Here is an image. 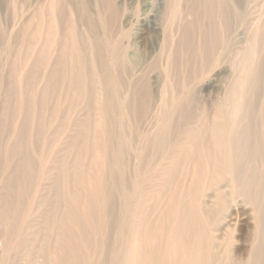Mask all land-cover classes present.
<instances>
[{
	"label": "bare ground",
	"instance_id": "bare-ground-1",
	"mask_svg": "<svg viewBox=\"0 0 264 264\" xmlns=\"http://www.w3.org/2000/svg\"><path fill=\"white\" fill-rule=\"evenodd\" d=\"M66 1L49 0V8L35 13L37 22L24 25L26 52L43 44L30 75L20 71L18 57L11 63L19 95H0V264H14L23 253L32 256L23 264H35L34 223L48 204L43 264H264V0L152 1L143 16L130 18L138 34L150 28L157 45L142 50L145 61L129 72L115 3L134 0H102L103 34L87 27L105 65L99 68L106 107L96 124L89 112L70 139L72 158L60 157L52 202L44 196L56 169L50 155L79 105L93 99L97 80ZM221 65L231 72L225 94L205 104L197 95L213 88ZM210 71L215 77L200 83ZM154 73L159 112L153 111ZM39 77L46 78L42 90ZM239 209H251L254 230L241 261L228 231ZM47 245L56 246L54 258Z\"/></svg>",
	"mask_w": 264,
	"mask_h": 264
},
{
	"label": "rangeland",
	"instance_id": "rangeland-1",
	"mask_svg": "<svg viewBox=\"0 0 264 264\" xmlns=\"http://www.w3.org/2000/svg\"><path fill=\"white\" fill-rule=\"evenodd\" d=\"M61 1L67 5L66 0H64V1L61 0ZM71 1H72L70 3L71 7L69 8L70 15H71L70 19L73 23L77 22V24H75L76 26L80 25L79 28L82 31V33L85 37V40H86L85 46H84L85 53L87 56H89V58H90L89 61L95 67L94 71L96 73L97 80L95 82L96 85H95L94 90H93V92L95 94L92 93V95L90 96V99H91V97L93 98L91 100L93 104L91 103V101L89 99L90 102H88L86 104L87 106L83 103L79 105L80 109H77L78 111L75 112L76 114L73 113V115H72L74 122L76 123V124L74 123L75 126L73 125L71 127V129L69 128L68 130H66L67 132L64 131V132H66L63 134L65 136L62 135L63 138H62L61 142L58 144V146H57L58 148L56 147V151H55L56 153L52 152V156L50 155V160L48 158V160L51 163H53V166L56 169L54 170L55 172L49 176V183L50 184H49L48 188L45 190L44 196L46 195L49 198L51 197L52 202H53V197L51 196L52 188L50 186L52 185V187H53V185H54L53 183H55L54 182L55 179H53V176L57 175L56 171H58V168H59V167H57V164L61 163L60 157H61V159L64 158L66 160L68 158H72L70 156V144H69L70 139H71V141H73V139L79 134V132H80V131H78L79 125L81 124L82 121L83 122L85 121V118H88V114L91 115V113H89V112L93 111L92 115L93 114L94 115L93 116L91 115V117H93V118L90 119V121L92 120L93 124H96L97 121H99L101 115L103 114L102 112L105 111L104 107H106V104H104V103H106V97H105L106 92L103 91V87L105 86V81L102 78L103 76H102L100 68H99V67H101L105 71V65L103 63H100L99 59H96V57H95L96 48L93 44L92 37L88 31L89 27H87V26H89V24L90 25L92 24L91 26H93L97 31L100 29L99 30L100 32L98 31L97 32L98 34L96 33L97 36L99 34L100 35L103 34V29L101 30L102 26L100 25L99 22L102 20V14H103V10L105 7L103 5L104 1H102V0H85V1L84 0H82V1L71 0ZM152 1L154 2V0H134V1H127L126 3H122L119 1L117 3H115V6H116L118 12L120 13V16H119L120 30H122V32H123L124 44L126 46V50L128 49V51H127V58L129 61V64L127 67L128 72L132 71L133 69L136 70L137 68H139L141 66L142 61H145V58H144L145 55L141 54V53H143L142 50H147V53H150L151 50L154 47H156V45H157L156 34L150 28L145 30V32H143V34L142 33L138 34L137 30H136L137 28L135 26H133V24L131 22L132 20L130 18V16H133L135 18L136 17L140 18L141 16H143L144 11L147 10V7L148 8L150 7L149 5L152 3ZM95 2H96V4H95ZM81 3H82V5H81ZM48 5H49V0H0V69L2 71L3 77L5 76V78H3V79L1 78V80H0V95L2 97L6 96L8 93H11L14 97L19 95L18 87L16 85L11 84V81H13L14 79L13 78L11 79L9 77V74L11 71L10 66H11V63L13 60L17 59V57H18L19 59H17V60L19 62V65L21 64L20 65V68H21L20 71H22L23 73H26V75H30L29 72L31 71V66L34 63L36 56L39 55V54H37V52L39 53L38 50H40V47L42 46L43 43L41 42V46H40V42L39 43H33L34 45L36 44L37 46L33 45L32 46L33 49L30 48L31 52L27 53L26 52V46L23 45V42L21 40V37H22L21 33L24 32L23 31L24 25L29 23V21H31V22L35 21V23L37 22V20L35 18L36 17L35 13H39L40 11L42 12V11L46 10L47 8H49ZM72 5L76 9H74ZM95 6H96V8L99 7L97 9L98 11L96 10ZM82 7H83V9H82ZM75 10H76L77 14L75 13ZM82 10H85V15H86L85 17H87V18H84V19H86L85 22L83 21L84 23L80 22V19H81L80 18L81 17L80 11H82ZM99 13H100V15H99ZM32 15H34V18ZM97 15H98V17H96ZM31 16L33 19L31 18ZM88 17H89V20H87ZM256 18H258V17H256ZM66 19L67 18H64L63 21L65 22ZM62 26H63V30H64L67 25L65 26V24H62ZM239 26H240V29L238 32L240 34H242L243 32H245V28L243 25H239ZM66 29H67V27H66ZM61 34H64V33H61ZM64 40L61 39L60 45L55 48L54 58H53L54 60H56L58 58V55L60 53V49L63 45ZM38 46H39V49H37ZM101 48L103 49V47H101ZM36 49H37V51H35ZM32 54H33V56H32ZM23 59H25V61H23ZM28 59H29V61H28ZM30 61L31 62L33 61V62L31 63ZM219 67H220V65H219ZM221 68L222 69L217 71L219 76L216 77V80L213 82V88L214 89L212 88L211 90L204 91L202 93L199 92V94L197 95L200 100H202V101L204 100L203 102L205 104H208V103L211 105H213V103L216 104L223 98V96L225 94L227 85L231 79V72H230L229 66L221 65ZM32 69H33V66H32ZM215 73H216L215 71L208 72L204 76L203 79L199 80V82L203 83V82H206L208 80H211L212 78L215 77ZM43 75H42V77H43ZM8 77H9V80H8ZM42 77L41 78L39 77L40 79L38 80V84H37L38 90H42L44 87V83L46 84V78L44 79ZM14 83L19 84L18 81H14ZM158 83H159V81H158L157 75H156V73H154V76H153L150 84H151L152 94H153V96H152L153 97V104H155V106L153 107V111H155V112H159V110H161V108H162L161 98L159 97V94H157V88L159 85ZM94 97H96V98H94ZM26 99H27V101H29V95L26 97ZM169 99H170V97L166 96L164 98V102L166 103ZM93 100H97V102H95ZM2 102L3 101H1V98H0V116H1L2 111L4 109V105ZM92 105H93V107H92ZM64 106L68 107L69 104L66 103V105H64ZM101 108L104 111H101L102 110ZM94 119H95V121H94ZM59 124H60V121L56 122L55 126L57 127V125H59ZM93 124L91 123L92 126H93ZM93 127H95V126H93ZM52 129H55V128H52ZM68 137H70V138H68ZM79 141H80L79 144L81 145L82 139H79ZM59 152H60V155H59ZM68 153H69V155H68ZM56 154H58V155H56ZM56 158L59 161H57ZM1 192H2V189H1V185H0V194H1ZM49 206H50V204L46 205L45 208L43 207V208L38 209L39 210L37 212V222L38 223H34L33 231H35L36 229H39V231L37 233V239L39 242H38V246L34 249L35 252H34V257H33L34 258L33 262L35 264H43V255L40 254L39 250L42 249V246L44 244V237L46 235V229L43 227V224H44L43 217H44V214L46 212H48V210L50 211L51 207H49ZM232 214L234 215L233 217L235 218L236 221H234L235 225L233 227H231V229L228 230L230 233L229 239L232 240L231 242L233 243L231 250H232L234 259H236L237 261H241L242 259L246 258V256L248 255L249 245H250V242L253 238L254 230H253V224L250 220V216H251L250 214H252V212H251V209H248V210H244V209L240 210L239 209L238 211H235V212L232 211ZM51 237H52V235H51ZM4 244H5V241L1 237L0 238V258L4 255ZM46 248L51 253L52 257L54 258L56 253H57L56 246L55 245H47ZM108 249H109V246H107L103 250L104 255ZM27 257L32 258V256H30V255L26 256V254L23 253L20 256H16L15 258H12V261L14 260V264H23L25 262V258H27ZM104 258H106V257H104Z\"/></svg>",
	"mask_w": 264,
	"mask_h": 264
}]
</instances>
